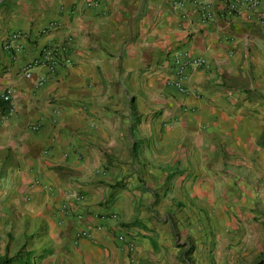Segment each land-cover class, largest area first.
<instances>
[{
  "label": "crops",
  "instance_id": "1",
  "mask_svg": "<svg viewBox=\"0 0 264 264\" xmlns=\"http://www.w3.org/2000/svg\"><path fill=\"white\" fill-rule=\"evenodd\" d=\"M90 1L0 0V207L43 264H183L198 230L229 242L264 160V1ZM48 46L69 64L24 76ZM178 54L204 61L184 93Z\"/></svg>",
  "mask_w": 264,
  "mask_h": 264
},
{
  "label": "rangeland",
  "instance_id": "2",
  "mask_svg": "<svg viewBox=\"0 0 264 264\" xmlns=\"http://www.w3.org/2000/svg\"><path fill=\"white\" fill-rule=\"evenodd\" d=\"M241 182L244 191L250 188L251 193L250 196L245 194V206L237 210L231 204V210H228V217L234 219L233 238L222 244L213 239L214 234L208 241L203 230L196 231L199 233L196 245L188 247L183 264H264V160L253 165L251 172H245ZM3 212L0 207V258L17 253L20 257L31 254L30 264H43L31 251L38 232L29 230L26 223L11 222V216ZM193 251L194 258L191 257Z\"/></svg>",
  "mask_w": 264,
  "mask_h": 264
},
{
  "label": "built area",
  "instance_id": "3",
  "mask_svg": "<svg viewBox=\"0 0 264 264\" xmlns=\"http://www.w3.org/2000/svg\"><path fill=\"white\" fill-rule=\"evenodd\" d=\"M227 8V13H237L241 8L248 10H256L264 0H219ZM97 0H91L88 5L96 6ZM199 16L201 19H208L211 17L210 12L205 6H200ZM25 40L24 35L20 31H14L9 36V39L3 44V49L6 51H19L22 48V42ZM61 51L59 46L44 47L39 51V55L32 58L22 66V73L24 76L29 74L34 68L45 67L49 72L59 65H68L69 60L65 57L57 56ZM204 65L201 58H190L185 54H178L173 60V79L167 84L179 93H184L183 82L185 80L187 70L191 68H199ZM0 100L8 103L10 100V91L4 90L0 94Z\"/></svg>",
  "mask_w": 264,
  "mask_h": 264
},
{
  "label": "trees",
  "instance_id": "4",
  "mask_svg": "<svg viewBox=\"0 0 264 264\" xmlns=\"http://www.w3.org/2000/svg\"><path fill=\"white\" fill-rule=\"evenodd\" d=\"M6 111H7V106H5L3 103H0V112L4 114L6 113ZM30 256L31 254H29L28 256L20 257L18 256V253L14 254L11 257L2 256L0 258V264H30L29 262Z\"/></svg>",
  "mask_w": 264,
  "mask_h": 264
}]
</instances>
